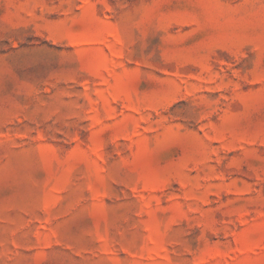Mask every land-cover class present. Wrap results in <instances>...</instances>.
Here are the masks:
<instances>
[{"label":"rangeland","instance_id":"obj_1","mask_svg":"<svg viewBox=\"0 0 264 264\" xmlns=\"http://www.w3.org/2000/svg\"><path fill=\"white\" fill-rule=\"evenodd\" d=\"M0 264H264V0H0Z\"/></svg>","mask_w":264,"mask_h":264}]
</instances>
